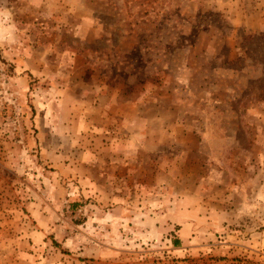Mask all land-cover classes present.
Masks as SVG:
<instances>
[{"label": "rangeland", "instance_id": "obj_1", "mask_svg": "<svg viewBox=\"0 0 264 264\" xmlns=\"http://www.w3.org/2000/svg\"><path fill=\"white\" fill-rule=\"evenodd\" d=\"M0 264H264V0H0Z\"/></svg>", "mask_w": 264, "mask_h": 264}]
</instances>
